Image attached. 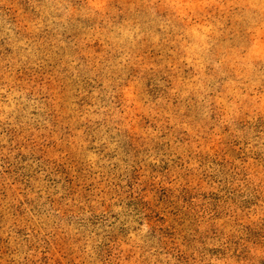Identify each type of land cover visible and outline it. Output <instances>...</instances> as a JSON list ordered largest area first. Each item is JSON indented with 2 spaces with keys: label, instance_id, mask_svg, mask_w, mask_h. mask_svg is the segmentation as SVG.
Masks as SVG:
<instances>
[{
  "label": "rangeland",
  "instance_id": "1",
  "mask_svg": "<svg viewBox=\"0 0 264 264\" xmlns=\"http://www.w3.org/2000/svg\"><path fill=\"white\" fill-rule=\"evenodd\" d=\"M0 264H264V0H0Z\"/></svg>",
  "mask_w": 264,
  "mask_h": 264
}]
</instances>
